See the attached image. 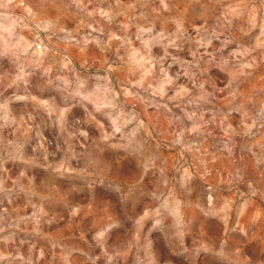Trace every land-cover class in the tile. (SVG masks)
Segmentation results:
<instances>
[{"label": "clouds", "instance_id": "9594fccd", "mask_svg": "<svg viewBox=\"0 0 264 264\" xmlns=\"http://www.w3.org/2000/svg\"><path fill=\"white\" fill-rule=\"evenodd\" d=\"M230 8L239 32L264 38V0H234ZM184 25L177 0H0V264H173L157 258L159 245L179 246L180 257L203 254L206 264H264V214L240 219L253 197L264 200V185L248 183L243 204L216 184L206 188L212 173L202 151L209 125L224 133L218 152L228 157L236 137L264 139V101L238 128L216 104L220 92L231 102L237 76H251L245 69L255 62H245L247 51H224L241 47L232 20L222 30L201 27L196 37ZM111 40L119 41L115 59L105 56L95 70L64 54L93 43L106 53ZM215 40L221 47L209 53ZM188 43L195 50L184 61ZM212 65L232 75L225 88L206 87ZM166 147L178 154L171 165ZM243 178L237 167L224 182L239 191ZM194 212L222 224L223 234L190 248ZM66 219L76 226L71 238L59 234ZM253 238L258 245L247 256L240 249Z\"/></svg>", "mask_w": 264, "mask_h": 264}, {"label": "rangeland", "instance_id": "374dc122", "mask_svg": "<svg viewBox=\"0 0 264 264\" xmlns=\"http://www.w3.org/2000/svg\"><path fill=\"white\" fill-rule=\"evenodd\" d=\"M234 0H177V6L180 12L184 15L185 18V28L188 30V35L191 37H196L197 31L201 27H205L211 32L212 30H222L227 23V20H232L233 35L239 41L241 47H237L235 43L229 44L227 48L224 49L225 52L235 51L238 53H243L245 51L249 52L250 55L245 59V62H248V59L255 62V66L252 69H245V71H250L251 76L247 78L237 76L235 82L233 83V88L236 90L237 95L231 99L229 102L226 97H228L227 92H220L216 97V104L222 110L223 115L228 116V122L232 128L242 127L243 123L247 121L245 119V113L255 116L256 110L259 108L260 101H264V55H262L261 43L264 42V38H257L256 34L244 35L239 32V28L242 26V22L229 13L234 10L230 8V5ZM100 9H106V2L99 4ZM89 10H92V6H89ZM97 19H100L97 16ZM120 19H123L121 17ZM164 21L160 20L157 22V27H162ZM171 27V25H168ZM131 31L134 33L135 29L132 28ZM111 32L115 36H120L119 25H113ZM109 43L108 40L105 41ZM137 45L139 42H136ZM119 44L118 40L110 41V48L108 52H102L99 47L93 44H89L86 51H82L80 48L70 47L64 53L68 55L69 60L72 64L79 68L80 64L87 60V62L93 66V70L100 68L103 59L105 56L109 60L115 59V46ZM221 47V41H213V46L208 47L207 51L213 53L216 48ZM60 49H64V45H60ZM255 49V51H253ZM195 50L191 43L185 44L183 52L180 53L179 59L184 61H191V51ZM153 51L156 53L162 54V48L157 46L153 48ZM204 48L200 49V52L203 53ZM207 67V66H202ZM173 74L176 71H180V65L172 66ZM206 78L209 81V84L206 85L211 91V85L213 83L220 88H225L228 84V81L232 79V75L227 71H223L220 66L212 65L210 71H206ZM220 75L222 78L217 80L216 77ZM235 109L232 111L231 109ZM150 118L156 120L155 113L150 110ZM205 119H208V115L204 116ZM162 123V118H161ZM255 131V129L253 130ZM264 131V130H262ZM224 136V133L220 128L209 125L207 138L203 141L202 151L205 156L204 163L211 170V177L208 178L205 187H211L213 184L218 185V191L222 196H227L228 199L236 200L239 203L243 204L244 201L239 199L240 193H247L248 183H252L253 186L264 185V163L257 164L256 158L253 157L252 152L256 153L257 157L262 155L261 148L259 144H264V139L261 136L257 135L255 137H236V148L234 149V154L232 157H228L226 154H220L218 152V141L221 137ZM252 147V152L248 151V147ZM162 156L168 161L171 165L175 162L177 158V151L164 148L162 151ZM55 163V161H52ZM243 168V180L237 184L239 191L231 190L229 185L224 181L228 178V173L234 171L235 168ZM135 180L132 181L134 183ZM199 182V181H198ZM230 193V194H229ZM103 195V193H101ZM94 204L89 203L86 205V216H92L94 211ZM103 210H107V205ZM257 210H260L264 214V200H260L258 197H253L252 202L246 205L244 216L241 217L243 221L246 217H251L254 215ZM194 219L197 220L195 226V235L194 238L190 237L187 240V244L190 248L194 247L198 241L206 242L208 239H216L219 235L223 234V225L216 220H205L203 216H200L198 213H192ZM232 223V222H230ZM62 228L59 230V234H62L66 238H71L76 233V226L70 220L62 221ZM258 241L253 238L250 241H247L241 251H243L247 256H252L254 250L257 248ZM180 248L179 246H169L165 248L163 245H159L156 248L157 258L163 262L164 260L173 261V264H206L208 257L203 254L197 255L194 251L190 255L180 257ZM151 253H149V257ZM51 259V257H50ZM129 258L121 259L120 264H128Z\"/></svg>", "mask_w": 264, "mask_h": 264}]
</instances>
